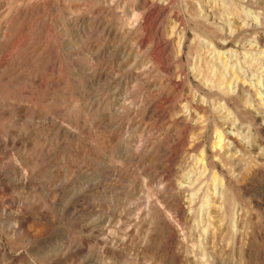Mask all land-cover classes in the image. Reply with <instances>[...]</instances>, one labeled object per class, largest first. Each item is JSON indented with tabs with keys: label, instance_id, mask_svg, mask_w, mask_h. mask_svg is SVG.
Segmentation results:
<instances>
[{
	"label": "rangeland",
	"instance_id": "rangeland-1",
	"mask_svg": "<svg viewBox=\"0 0 264 264\" xmlns=\"http://www.w3.org/2000/svg\"><path fill=\"white\" fill-rule=\"evenodd\" d=\"M0 264H264V0H0Z\"/></svg>",
	"mask_w": 264,
	"mask_h": 264
},
{
	"label": "bare ground",
	"instance_id": "bare-ground-1",
	"mask_svg": "<svg viewBox=\"0 0 264 264\" xmlns=\"http://www.w3.org/2000/svg\"><path fill=\"white\" fill-rule=\"evenodd\" d=\"M108 32H109V31H108ZM108 32H107V33H108ZM109 34H111V32H109ZM109 34H108V35H109ZM112 35H113V34H112ZM20 52H21V51H20ZM14 54H15V53H14ZM22 54H23V53H22ZM26 55H27V54H26ZM38 59H39V58H38ZM20 61H21V60H20ZM12 68H13V67H12ZM5 71H6V70H5ZM9 71H10V70H9ZM3 72H4V71H2V74H3ZM3 75H4V74H3ZM2 77H3V76H2ZM43 81H44V80H43ZM42 84H44V83H42ZM26 86H27V85H26ZM43 86H44V85H43ZM46 86H47V85H46ZM222 89H223V88H220V90H222ZM224 89H225V88H224ZM40 100H41V99H40ZM3 101H4V100H3ZM57 102H58V101H57ZM203 175H204V174H203ZM197 178H198V177H197ZM194 183H195V182H194ZM194 186H195V185H194ZM192 188H193V187H192ZM215 195H216V193H215ZM190 197H191V196H190ZM213 197H214V196H213ZM190 199H191V198H190ZM22 227H23V225H22ZM22 227H21V228H22Z\"/></svg>",
	"mask_w": 264,
	"mask_h": 264
}]
</instances>
